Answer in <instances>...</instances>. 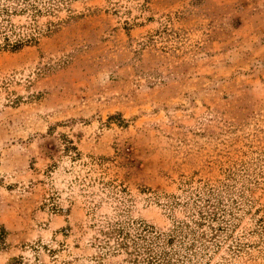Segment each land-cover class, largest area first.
Segmentation results:
<instances>
[{
	"label": "rangeland",
	"instance_id": "1",
	"mask_svg": "<svg viewBox=\"0 0 264 264\" xmlns=\"http://www.w3.org/2000/svg\"><path fill=\"white\" fill-rule=\"evenodd\" d=\"M37 1L0 0V264H264V0Z\"/></svg>",
	"mask_w": 264,
	"mask_h": 264
},
{
	"label": "trees",
	"instance_id": "2",
	"mask_svg": "<svg viewBox=\"0 0 264 264\" xmlns=\"http://www.w3.org/2000/svg\"><path fill=\"white\" fill-rule=\"evenodd\" d=\"M5 2L10 0H4ZM17 1V4L20 6H23L20 8L18 12H29V15L31 18L39 16L41 13L40 9H38V1L37 0H14ZM17 11V10H15ZM0 13L3 15L5 14L6 17L10 14V9L6 5H4L2 8H0ZM4 46L9 47L11 49H17L19 46H21L22 40H15L12 43L9 42L8 38H4Z\"/></svg>",
	"mask_w": 264,
	"mask_h": 264
}]
</instances>
